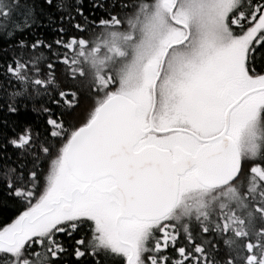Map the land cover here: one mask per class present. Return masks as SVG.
Instances as JSON below:
<instances>
[{
	"label": "snow or ice",
	"instance_id": "6c2138e0",
	"mask_svg": "<svg viewBox=\"0 0 264 264\" xmlns=\"http://www.w3.org/2000/svg\"><path fill=\"white\" fill-rule=\"evenodd\" d=\"M0 264H264V0H0Z\"/></svg>",
	"mask_w": 264,
	"mask_h": 264
}]
</instances>
